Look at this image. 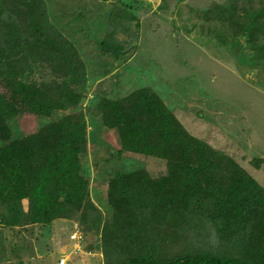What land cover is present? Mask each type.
Masks as SVG:
<instances>
[{"label": "rangeland", "instance_id": "1", "mask_svg": "<svg viewBox=\"0 0 264 264\" xmlns=\"http://www.w3.org/2000/svg\"><path fill=\"white\" fill-rule=\"evenodd\" d=\"M230 1L43 0L48 32L68 41L82 65L71 79L55 62L25 54L20 77L47 87L64 82L77 100L48 117L17 114L6 123L16 138L81 113L87 132L81 173L94 208L86 202L50 223L23 224L31 204L21 199L18 221H0V264H120L141 251L134 239L124 243V231L117 234L122 238L104 232L112 215L107 183L117 173L136 170L161 177L167 167L157 157L118 154L114 131L101 125L104 98L151 89L189 134L232 158L264 188V29L255 23L251 36L239 34L250 28L261 6L237 0L236 14L215 8ZM7 208L0 200V220L11 216ZM192 216L159 221L141 232L156 239L158 255L202 249L236 253L221 222Z\"/></svg>", "mask_w": 264, "mask_h": 264}, {"label": "trees", "instance_id": "2", "mask_svg": "<svg viewBox=\"0 0 264 264\" xmlns=\"http://www.w3.org/2000/svg\"><path fill=\"white\" fill-rule=\"evenodd\" d=\"M234 1L215 8L236 14ZM248 2L261 6L251 16L250 28L239 33L251 36L255 23L258 30L264 29V0ZM42 8L43 0H0V200L12 212L0 221L10 225L18 221V202L24 198L31 207L23 224L50 223L86 202L94 208L81 173L87 138L81 113L63 115L16 138L6 123L17 114L48 117L77 100L64 82L47 87L20 77L25 54L34 61L55 62L56 69L71 79L82 65L68 41L48 32ZM101 44L106 46L105 41ZM99 117L105 129L114 131L118 154L157 157L167 167L161 177L136 170L108 180L112 215L103 230L108 237H121L117 234L124 231V243L134 239L141 249L120 264H264V188L232 158L189 134L146 87L119 99H102ZM198 214L221 222L226 239L237 245L235 254L202 249L158 255L156 239L141 232L159 221Z\"/></svg>", "mask_w": 264, "mask_h": 264}, {"label": "built area", "instance_id": "3", "mask_svg": "<svg viewBox=\"0 0 264 264\" xmlns=\"http://www.w3.org/2000/svg\"><path fill=\"white\" fill-rule=\"evenodd\" d=\"M75 235H71L70 238H74ZM58 264H66L64 260H60Z\"/></svg>", "mask_w": 264, "mask_h": 264}]
</instances>
